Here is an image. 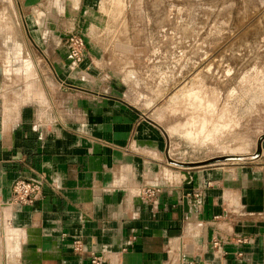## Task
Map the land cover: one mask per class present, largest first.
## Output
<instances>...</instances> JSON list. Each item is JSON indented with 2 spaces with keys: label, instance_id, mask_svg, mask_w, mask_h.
I'll return each instance as SVG.
<instances>
[{
  "label": "crops",
  "instance_id": "1",
  "mask_svg": "<svg viewBox=\"0 0 264 264\" xmlns=\"http://www.w3.org/2000/svg\"><path fill=\"white\" fill-rule=\"evenodd\" d=\"M22 11L37 51L19 82L0 68V264H264V180L169 172L161 126L110 91L104 3ZM76 31L88 52L72 71ZM21 179L42 183L28 206L11 203Z\"/></svg>",
  "mask_w": 264,
  "mask_h": 264
},
{
  "label": "rangeland",
  "instance_id": "2",
  "mask_svg": "<svg viewBox=\"0 0 264 264\" xmlns=\"http://www.w3.org/2000/svg\"><path fill=\"white\" fill-rule=\"evenodd\" d=\"M93 1L106 9L97 45L110 91L161 126L169 172L264 180V0ZM25 2L0 0V68L13 82L37 51Z\"/></svg>",
  "mask_w": 264,
  "mask_h": 264
},
{
  "label": "built area",
  "instance_id": "3",
  "mask_svg": "<svg viewBox=\"0 0 264 264\" xmlns=\"http://www.w3.org/2000/svg\"><path fill=\"white\" fill-rule=\"evenodd\" d=\"M70 58V69L77 71L86 58V39L82 34H71L66 41ZM42 183L36 180L21 179L15 182L12 189L11 203L18 206L33 204L40 196ZM77 249L81 250V243L77 242ZM216 245H219L216 243ZM92 264H104L99 256H92Z\"/></svg>",
  "mask_w": 264,
  "mask_h": 264
},
{
  "label": "water",
  "instance_id": "4",
  "mask_svg": "<svg viewBox=\"0 0 264 264\" xmlns=\"http://www.w3.org/2000/svg\"><path fill=\"white\" fill-rule=\"evenodd\" d=\"M264 138V137H263Z\"/></svg>",
  "mask_w": 264,
  "mask_h": 264
}]
</instances>
